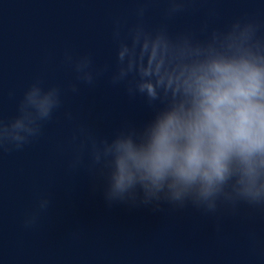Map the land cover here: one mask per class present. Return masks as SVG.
I'll return each mask as SVG.
<instances>
[{
  "label": "water",
  "instance_id": "water-1",
  "mask_svg": "<svg viewBox=\"0 0 264 264\" xmlns=\"http://www.w3.org/2000/svg\"><path fill=\"white\" fill-rule=\"evenodd\" d=\"M178 2L182 8L169 12L170 0H0V119L18 115L24 92L37 80L58 87L61 98L38 137L21 149H0V264H264V208L218 201L208 211L163 199L145 205L139 184L130 189L135 203L105 199L114 153L101 150L95 163L89 137L100 144L141 129L162 107L159 98H172L167 77L189 62L170 42L158 52L159 72L154 62L151 75L143 76L131 30L139 25L152 35L163 30L173 41L187 36L204 43L240 20L255 23L264 37V0ZM121 43L127 44L123 66L133 63L114 82ZM85 56L92 83L75 70ZM143 82L153 83L158 100L129 93L130 85ZM165 192L166 186L157 195Z\"/></svg>",
  "mask_w": 264,
  "mask_h": 264
},
{
  "label": "clouds",
  "instance_id": "clouds-1",
  "mask_svg": "<svg viewBox=\"0 0 264 264\" xmlns=\"http://www.w3.org/2000/svg\"><path fill=\"white\" fill-rule=\"evenodd\" d=\"M170 2L169 12L182 8L178 0ZM170 42H175L176 55L189 60L177 75L167 77L165 87H171L172 98H159L162 107L139 130L121 131L100 144L89 137L95 163L101 150L114 153L115 170L105 175L106 201L135 203L137 195L130 189L139 184L145 205L163 199L180 206L190 201L208 211H215L218 201L264 208V37L257 35L255 23L240 20L227 31L214 30L204 43L187 36L173 41L163 30L152 35L137 25L131 44L140 46L136 62L143 76L151 75L154 62L159 72L158 52L168 51ZM125 51L127 44L121 43L114 82L124 80L131 69L132 58L127 70L123 66ZM75 70L78 79L92 83L88 57L76 61ZM128 91L146 94L149 103L158 100L150 82L135 89L130 85ZM60 106L58 87L33 82L18 104V115L0 119V149L23 148ZM165 186L167 192L158 196ZM48 203L41 200L40 207Z\"/></svg>",
  "mask_w": 264,
  "mask_h": 264
}]
</instances>
